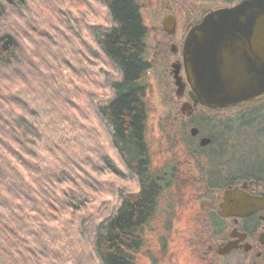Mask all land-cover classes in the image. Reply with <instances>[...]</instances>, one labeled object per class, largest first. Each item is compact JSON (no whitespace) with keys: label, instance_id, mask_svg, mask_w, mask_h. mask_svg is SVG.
Returning <instances> with one entry per match:
<instances>
[{"label":"trees","instance_id":"trees-1","mask_svg":"<svg viewBox=\"0 0 264 264\" xmlns=\"http://www.w3.org/2000/svg\"><path fill=\"white\" fill-rule=\"evenodd\" d=\"M148 35L137 0H0V264H137L179 175L151 158ZM242 111L195 125L259 144L264 99ZM245 144L241 173L186 156L205 183L264 181Z\"/></svg>","mask_w":264,"mask_h":264},{"label":"flooded vegetation","instance_id":"flooded-vegetation-1","mask_svg":"<svg viewBox=\"0 0 264 264\" xmlns=\"http://www.w3.org/2000/svg\"><path fill=\"white\" fill-rule=\"evenodd\" d=\"M249 1L252 0H137L148 31L150 28L156 31L154 57L160 61L157 71L168 80L166 87L175 90L177 102L170 105L169 111L174 114L172 125H176L180 138L173 140L176 143L173 144L179 147L177 143L182 142L185 158L192 149L202 154V157L218 151L222 160L215 171L221 174L241 173L240 162L236 161L240 157L242 142L247 141V147L253 141V151L257 145L258 149L264 151V138H259L260 143L257 144V138L250 141L248 138L240 139L234 131L231 135L226 132L221 138H212L195 125L192 118L200 114L207 119L219 114L224 121H236L238 116L244 114L242 108L247 105L230 109H210L193 105L192 115L188 116L185 105L192 104V100L189 95L191 87L186 81V43L189 35L210 16L236 9ZM151 64L153 65L152 61ZM152 70L153 66L149 71ZM178 70L179 76L186 83L184 94L180 98L177 97L178 87L175 85ZM194 128L199 131L197 135L192 134ZM204 139H208L209 143L203 146ZM182 164L180 161L173 166L178 174ZM185 164L188 171L195 172L192 201L200 206L194 216L199 223L196 226L197 237L192 250L194 259L199 264H264V181L236 178L229 183H219L217 178L212 182L208 179L210 183H205L206 179L200 176L201 169L190 165L191 162ZM235 189L248 200V207L236 208L235 199L227 194Z\"/></svg>","mask_w":264,"mask_h":264},{"label":"water","instance_id":"water-1","mask_svg":"<svg viewBox=\"0 0 264 264\" xmlns=\"http://www.w3.org/2000/svg\"><path fill=\"white\" fill-rule=\"evenodd\" d=\"M186 81L192 104L210 109H230L264 99V0L215 13L188 37L185 51ZM176 71L177 97L186 83ZM199 133L192 130L193 135ZM209 140H202V145ZM230 194L237 209L249 206L237 189Z\"/></svg>","mask_w":264,"mask_h":264},{"label":"rangeland","instance_id":"rangeland-1","mask_svg":"<svg viewBox=\"0 0 264 264\" xmlns=\"http://www.w3.org/2000/svg\"><path fill=\"white\" fill-rule=\"evenodd\" d=\"M155 38V29L150 28L148 59L153 63V70L147 73L146 85L149 109L147 139L151 158L157 170L174 166L180 161L183 164L173 188L165 194L160 204L161 214L146 235V246L139 251L137 264H199L192 252L197 237L196 226L199 225L194 216L200 210V206L192 201V182L196 175L191 168L192 171L187 170L185 163L189 161L185 158L186 152L182 151V142L177 143L179 147L174 146L176 143L173 140L180 138V135L176 132V125H172L174 114L169 109L177 98L175 90L166 87L168 80L157 71L160 61L154 57ZM192 121L196 123V117ZM127 186L130 189L135 187L132 183H127Z\"/></svg>","mask_w":264,"mask_h":264}]
</instances>
